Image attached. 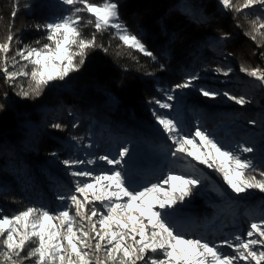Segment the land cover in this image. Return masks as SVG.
Returning a JSON list of instances; mask_svg holds the SVG:
<instances>
[{"label": "snow or ice", "instance_id": "snow-or-ice-1", "mask_svg": "<svg viewBox=\"0 0 264 264\" xmlns=\"http://www.w3.org/2000/svg\"><path fill=\"white\" fill-rule=\"evenodd\" d=\"M60 2L69 6L70 12L37 26L38 30L46 32V42L36 41L41 46L18 47L9 60L15 39L11 30L0 43V73L5 83L12 86L18 78L28 80V87L20 86L16 92L20 98H39L53 82L65 81L71 73L80 71L89 49H103V45L96 42V33L114 30L113 34L127 49L157 60L138 35L131 33L120 20L116 0ZM218 3L238 14L258 7L262 15L250 21V36L253 40L257 34L264 36V0H218ZM81 13H87L88 18L85 20ZM15 15L14 6L12 16ZM82 24L94 27L90 38L83 35ZM226 38L227 34L221 37ZM10 64L18 70H10ZM164 67L159 65L161 71ZM240 71L264 87V68L241 66ZM214 72L227 77L232 69L216 67ZM199 80L198 73L190 74L167 91L158 89L164 92V99L153 97L148 101L156 106L151 115L159 130L171 141V156L180 160L190 158L188 171L169 170L154 183L133 186L123 168L130 153L126 146L119 147L111 156L60 160L66 175L77 178L68 193L57 195L62 208L52 211L43 206H30L12 216H0V264H264V219L250 222L243 235L237 234L218 243L189 237L172 222L171 218L180 212L179 206L208 179L203 173L197 174L196 165L214 171L236 196L249 190L264 194V170L245 155L254 153V146L238 143L235 148H226L200 127L184 134L175 119L156 110H171L170 102L176 99L174 93L188 89H195L200 96L212 100L226 98L240 107L251 103L245 96H236L227 90L197 87ZM3 108L0 104V110ZM248 123L255 125L256 121ZM51 127L63 131L66 126L53 123ZM71 139L79 143L81 138L73 136ZM100 163L109 167L99 171L80 167ZM224 248L231 251H223Z\"/></svg>", "mask_w": 264, "mask_h": 264}, {"label": "trees", "instance_id": "trees-1", "mask_svg": "<svg viewBox=\"0 0 264 264\" xmlns=\"http://www.w3.org/2000/svg\"><path fill=\"white\" fill-rule=\"evenodd\" d=\"M183 1H189L198 9L197 17L180 8ZM93 2L99 3L102 0ZM116 2L119 4L120 20L153 52L157 57L156 61L135 50L127 49L113 34L114 30H110L96 33V42L98 45L102 44L103 49H89L80 71L71 73L65 81L53 82L44 89L39 98H20L16 92L20 86L27 88L28 80L18 78L14 85L9 86L4 81L3 73H0V104L4 105L3 110H0V216H12L30 206H43L52 211L62 208L56 197L69 192L65 187L66 181L74 184L77 178L66 175V169L59 161L94 157L93 149L99 141L100 133L109 126L108 122L100 118L101 109L92 100L101 101L112 114L117 113L153 126L156 122L151 111L156 106L148 101L153 97L164 99V92L158 89L167 91L188 75L198 73L200 80L196 82L197 87L203 86L220 92L227 90L239 96L242 94L238 85L240 77L231 73L225 77L215 73L214 69L220 67L227 70L231 67V63L224 62L223 57L240 67L244 66L243 59L251 57L252 64L249 68L258 67L261 62L257 60H264V56L259 57L264 49H259L257 41L240 31L232 12L229 11L226 15L218 10L216 0ZM14 6L15 17L12 16ZM69 12V6L63 5L60 0H0V43L6 40L9 30L15 37L11 45L12 51L8 54L9 60L18 47H39L41 45L36 44L37 40L41 44L46 42V32L43 29L38 30V25L58 19ZM80 15L85 20L88 18L87 13ZM81 26L86 38H90L95 32L91 25ZM220 30L227 34V38L218 37L211 42L209 36L220 34ZM258 49L260 52L257 53ZM160 64L165 66L163 71L159 68ZM9 67L10 70H18V67L13 69L11 64ZM65 85L71 91L65 89ZM185 91H176V99ZM5 94L11 98L6 99ZM41 104H44L43 107H40ZM156 110L161 114L170 111L159 108ZM242 115L244 114L236 109L231 113L222 112L219 122L223 125L222 130L232 138V144L221 143L226 148H231V145L235 148L238 143L254 146L256 151L245 155L254 161L257 168L264 170V118L253 119L254 113L244 115L247 116V124L237 123L242 130L236 132L233 130L236 129L233 122ZM18 119L22 124H16ZM249 120H255L256 124L250 125ZM45 122L49 125L61 123L66 127L63 131L51 126L46 128ZM25 123L30 126L40 125L38 130H34L32 138L31 128L24 125ZM73 123L78 126L73 128ZM73 136L81 138L79 143L71 139ZM122 143L131 147L141 142ZM89 144L91 147H84ZM108 150L110 152L111 149ZM142 151H139L138 156L144 160H164L167 153L162 149L154 150L149 144ZM52 153L57 155L53 156ZM107 154L112 155L111 152ZM171 158L170 154L169 159ZM33 163L36 164V169ZM49 163L51 164L48 165ZM52 164L58 166L63 175L57 173L51 167ZM80 167L85 168L87 165ZM39 173L44 176V187L52 191L51 200L42 197L44 193H37L36 187L42 185L38 178ZM199 189H203V192L197 190L180 205V212L171 218L172 222L183 226L195 220L200 227L212 228L215 220L219 219L223 226L229 227L227 237L231 238L237 234L243 235L242 231L246 232L250 222L264 219V194H257L256 190L236 196L227 187L225 189L218 186L214 191L207 179ZM232 196L238 199L237 203L232 200ZM234 212L245 215L244 221H240ZM33 246L34 244L29 245Z\"/></svg>", "mask_w": 264, "mask_h": 264}, {"label": "rangeland", "instance_id": "rangeland-1", "mask_svg": "<svg viewBox=\"0 0 264 264\" xmlns=\"http://www.w3.org/2000/svg\"><path fill=\"white\" fill-rule=\"evenodd\" d=\"M217 8L218 10L223 14H228V12H232V17L236 20V24L238 25L240 31H243L244 33L250 34L252 33V27L250 24V21L255 19L257 15H262L259 8H254L252 10H245L242 13H235L232 10H226L224 9L219 3L218 0H216ZM180 8L184 11L191 12L192 16L197 17L198 16V9L194 8L189 1H183ZM252 11V12H251ZM223 33L215 35L211 34L209 36V39L211 42L213 40H216L218 37H222ZM216 36V37H215ZM229 37V36H228ZM251 37V36H250ZM258 45H261L258 47L259 49H264V36H261L259 34L256 35V39ZM258 49L257 53L260 52ZM259 57H262L259 56ZM224 62H229L230 68L232 69L231 74L238 75L240 77V82L238 83L239 87H241L242 94L247 99L251 101V103L246 104L244 107H240L239 105H235L233 102L228 101L226 98H218L215 100L204 98L200 96L197 91L194 90H186L184 93L179 94L177 99L174 101H171L173 104V108L167 113V115L170 118L175 119L179 125L181 126L184 134H190L195 131L197 127H200L202 129H205L209 134H211L215 139H217L220 142H225L232 144V138L227 135V133L222 130L223 125L219 122V117L222 114V112H233L234 109L239 110L244 115H252L254 113L255 117L253 119H262L264 118V87L260 85L259 82H257L254 78L249 77L246 75V73H243L240 71V66L237 65L235 62H232L230 60H226L224 57L222 58ZM250 59H243V65L244 67L249 68L251 66L252 62ZM261 63L258 67L264 68V60H257ZM232 83H235L232 81ZM65 89L68 91H71L68 86L65 85ZM74 93V92H73ZM239 95V96H241ZM9 96H6V99ZM11 98V96L9 97ZM92 103L97 106L99 109H101L99 115L102 120H104L106 123L108 122L109 126L108 128H104L105 130H101L102 133H100L99 141L97 142V145L94 146L93 153L94 156L98 155H104L107 153H110L112 155H115L118 151L119 147L126 146L122 143V141H140L142 143H136L132 145L130 148L129 156L126 157L125 163L123 165L126 177L133 186L136 185H144L149 183L156 182L157 179H160L161 176L165 173H167L169 170H175V169H185L186 171L190 168V158L189 160H180V159H174L173 157L169 159L170 157V147H171V141L167 140V137L162 133L161 130H159V126L157 124L151 126L146 125L145 123L140 122V120H134L132 118H127L119 114L113 115L112 113L109 114L106 110H104V106L101 101L99 100H92ZM44 104H41L40 107H43ZM10 106L14 108L15 111H18L16 106L12 103H10ZM203 109L202 111L200 109ZM259 112V113H257ZM20 113V112H19ZM244 115L241 116L240 119H235L233 122V127H235L236 132H240L242 130L240 125H237V123L247 124L246 118ZM112 117V118H111ZM21 120H17L16 124L20 125L22 124L20 122ZM240 121V122H239ZM264 124V123H263ZM24 125L31 128L32 134L30 135L32 138L34 136V130H38L40 125L38 126H30L29 124L25 123ZM44 125L46 128H49L51 125L48 124V122H45ZM4 134V132L2 133ZM6 134V132H5ZM7 139V138H6ZM9 141H7L8 143ZM19 144H21V141H18ZM151 146L154 150L162 149L166 151V156L164 157V160H158L155 158L144 160L140 156H138L139 151H142L145 148V145ZM135 146V147H134ZM111 149L110 152L108 149ZM232 148V145H231ZM143 152V151H142ZM133 157H136L134 160ZM167 159L168 161H166ZM157 161H160L159 166L154 167L157 164ZM49 163L48 165H50ZM191 164H196L195 161H191ZM34 168L35 163H33ZM51 167L59 174L63 175L61 172V169L58 166L51 165ZM91 167L93 171H99L101 168H107L109 166L100 163L96 164L94 166H88ZM196 167L199 169L201 173H203L204 176L208 177L207 183L216 189L218 186H222L226 189V185L223 184L222 178L219 177L214 171L207 169L203 165H196ZM199 174V173H197ZM38 178L40 182L42 183L41 186H37V193H44L42 197H46L48 200L52 199V191L47 190L44 187V176L39 173ZM64 178H66V175H64ZM66 188L70 191L72 187L74 186L73 183L66 181ZM202 187V186H201ZM199 192H203V189H198ZM257 194L263 195L260 192H257ZM214 196H217L214 194ZM232 200H234L237 203L236 197L232 196ZM240 221H244L245 215L242 213L234 212ZM1 214V210H0ZM174 223V222H173ZM174 225L178 226L177 223H174ZM179 230L182 231L185 235L193 238H202L206 239L210 242L218 243L222 239L228 238L227 231L229 227H225L220 223L219 219L215 220V226L212 228H204L200 227L196 224L195 220H192V222L189 224L187 222L183 226H178ZM245 233L242 231V234ZM223 251L230 252V249L224 248ZM241 264H244V262H241Z\"/></svg>", "mask_w": 264, "mask_h": 264}, {"label": "water", "instance_id": "water-1", "mask_svg": "<svg viewBox=\"0 0 264 264\" xmlns=\"http://www.w3.org/2000/svg\"><path fill=\"white\" fill-rule=\"evenodd\" d=\"M94 101V100H93ZM104 110H106L107 112H109V113H111V111L110 110H108L107 108H105L104 107ZM117 114V113H116ZM113 115H115V114H113ZM120 115V114H119Z\"/></svg>", "mask_w": 264, "mask_h": 264}, {"label": "bare ground", "instance_id": "bare-ground-1", "mask_svg": "<svg viewBox=\"0 0 264 264\" xmlns=\"http://www.w3.org/2000/svg\"><path fill=\"white\" fill-rule=\"evenodd\" d=\"M159 164H160V161H157V164H156L154 167H157V166H159Z\"/></svg>", "mask_w": 264, "mask_h": 264}]
</instances>
